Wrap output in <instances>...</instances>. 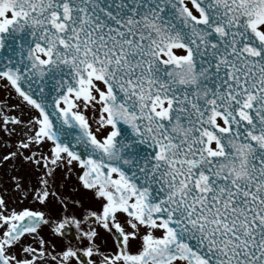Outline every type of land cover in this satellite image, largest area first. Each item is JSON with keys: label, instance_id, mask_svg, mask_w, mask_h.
Listing matches in <instances>:
<instances>
[{"label": "snow or ice", "instance_id": "6c2138e0", "mask_svg": "<svg viewBox=\"0 0 264 264\" xmlns=\"http://www.w3.org/2000/svg\"><path fill=\"white\" fill-rule=\"evenodd\" d=\"M0 81L36 112L2 157L44 170L32 199L78 169L100 205L0 197V264H264V0H0Z\"/></svg>", "mask_w": 264, "mask_h": 264}, {"label": "rangeland", "instance_id": "374dc122", "mask_svg": "<svg viewBox=\"0 0 264 264\" xmlns=\"http://www.w3.org/2000/svg\"><path fill=\"white\" fill-rule=\"evenodd\" d=\"M5 84V81H0V197L5 199L8 208L16 210L21 208L43 210L55 217L61 211H59L58 207L55 205L51 206L50 202L55 199H67L79 202L86 210L99 209V202L93 198L92 193L80 186L77 179L78 169L74 170L72 173H66L63 169L58 168L52 177H48L49 184L47 187L49 191L51 188L53 189L54 186H58L59 188L64 187V191L60 192L62 193L61 196H56V194L50 195L47 205L42 206L32 199L30 190L40 188L38 181L39 177L43 175L44 170L31 162H26L20 156L14 157L7 162L2 160L4 155L16 152L20 141L30 135L28 128L31 127V125L28 124V121L36 115L35 110L22 103L18 95L10 87H5ZM85 114L91 118V123L95 128L96 125L94 121L98 118L96 111L88 110ZM4 118H16L21 120L22 123L20 125H5L3 123ZM50 144L51 143L48 142V144L39 147V149L33 146L31 150L47 155L50 151ZM20 151H24L25 155L29 154L28 151L23 149ZM13 177L20 179V187L15 186L9 188L10 183L14 181ZM67 185L68 187H66ZM50 193H52V191H50ZM71 194H74V196ZM67 210L73 212L74 207L68 206ZM41 235L48 240L53 239L47 229H43ZM103 237H105V232L103 229H99V239L97 242L101 241ZM54 242L58 245L62 243L59 240H55ZM24 243L27 245L33 243V241L30 237H26Z\"/></svg>", "mask_w": 264, "mask_h": 264}, {"label": "flooded vegetation", "instance_id": "af4514ba", "mask_svg": "<svg viewBox=\"0 0 264 264\" xmlns=\"http://www.w3.org/2000/svg\"><path fill=\"white\" fill-rule=\"evenodd\" d=\"M66 187H68V185ZM63 188H59L58 186H54L53 189L51 188L50 191H52V193L54 192L56 194V196H61L62 193H60V192L64 191ZM67 191H68V189H67ZM71 195L74 196V194H71ZM59 200L60 199H55V200L51 201L50 204H51V206L55 205L56 207H58L59 211H61V204L58 202ZM64 201L68 204L69 207H74L73 212H75V214L77 216L83 215L85 213L86 208L82 207V204H80L79 202L76 203L75 201L67 200V199H64ZM71 209H73V208H71ZM96 210H98V209H96ZM121 219L123 220V218H121ZM104 232H105V237H103L101 239V241H99L98 243L100 244L101 248L107 253V252H111L114 250V241H113V237L109 233H107L106 231H104ZM137 245H138V242H135V241L132 242L133 249H135L137 247ZM111 246H113V247H111Z\"/></svg>", "mask_w": 264, "mask_h": 264}, {"label": "water", "instance_id": "95a60500", "mask_svg": "<svg viewBox=\"0 0 264 264\" xmlns=\"http://www.w3.org/2000/svg\"><path fill=\"white\" fill-rule=\"evenodd\" d=\"M49 112H52L53 111V108L51 106L48 107L47 109ZM57 116H53L52 119L57 123V125H59V121L57 119ZM65 129H66V135L63 137L64 139V142L65 143H71L73 146H75V150L76 151H80V152H83V148L80 147V146H76V140H75V137L79 134V130L78 129H68L67 126H65ZM70 239L73 241L75 240V236H71Z\"/></svg>", "mask_w": 264, "mask_h": 264}]
</instances>
